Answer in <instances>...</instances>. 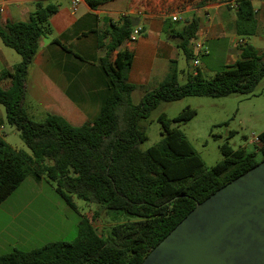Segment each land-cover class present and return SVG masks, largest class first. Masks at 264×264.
Here are the masks:
<instances>
[{
  "label": "trees",
  "instance_id": "1",
  "mask_svg": "<svg viewBox=\"0 0 264 264\" xmlns=\"http://www.w3.org/2000/svg\"><path fill=\"white\" fill-rule=\"evenodd\" d=\"M85 1L95 8L109 0ZM234 4L231 30L240 37L254 36L257 19L251 0H235ZM56 12V5L37 2L26 21L0 22L2 43L20 56L19 63L0 74V82L9 84L0 89V105L6 122L19 132L31 153L14 149L0 137V203L29 176L36 182L54 183L57 195L73 210L75 196L97 205L95 216L105 210L133 220L113 224L104 237L80 217L72 241L50 242L30 250L13 249L0 255V264H140L196 203L264 160L262 131L250 152L222 145V159L214 166L206 167L200 160L192 163L194 149L172 125L186 123L195 116L196 110L189 106L173 119L159 114L162 137L146 150L140 149L146 139L140 121L159 102L251 94L264 75V53L249 43H238L239 57L234 62L220 66L209 79L195 68L182 85L177 83V70L172 67L156 87L143 91L137 103L132 101L137 86L126 81L130 55L121 59L118 73L112 71L106 55L101 65L108 78L109 94L93 120L72 126L58 115L47 114L36 122L22 107L25 81L38 40L51 33L49 19ZM170 23L171 19L164 21L162 32L189 64L195 56L192 42L197 38L199 18L184 20L179 29ZM132 30V18L123 15L109 32L98 34V47L106 34L111 37L109 51L123 40L134 42L130 39ZM197 56L202 63L211 59L209 54ZM167 168L181 174L169 175Z\"/></svg>",
  "mask_w": 264,
  "mask_h": 264
},
{
  "label": "crops",
  "instance_id": "2",
  "mask_svg": "<svg viewBox=\"0 0 264 264\" xmlns=\"http://www.w3.org/2000/svg\"><path fill=\"white\" fill-rule=\"evenodd\" d=\"M37 2L54 4L57 12L49 19L51 33L38 40L25 81L22 107L36 122L42 121L47 114L58 115L72 126H81L93 120L109 94L108 78L101 65V59L106 55H109L114 73L119 72L121 59L130 55L126 81L137 86L132 97L136 95L140 98L143 91L156 87L172 67L178 66L183 55L162 32L164 21H169L172 15L182 19L180 23H170L174 29H179L180 24L192 16L199 18L197 38L192 42L193 50L195 42L206 48V53L199 55L209 54L212 57L214 51L231 50L225 48V43L233 37L230 43L237 41L234 48L238 58V40L247 43L244 38L235 39L237 35L231 33V28L227 30L235 18L232 6L228 12L219 14L218 11L212 12L219 6L196 9L189 5V0H109L95 8L80 0L75 9L71 0H0L1 24L26 21ZM251 3L257 19L254 36L264 38V1L251 0ZM204 11L207 15L201 17L199 13ZM183 14L188 16L183 17ZM123 15L132 18L133 28H141L134 42L123 40L109 51L111 37L106 34L98 47V34L109 32L111 25L118 23ZM198 59L200 65L197 68L201 73L205 64L200 57ZM19 62L20 56L4 46L0 39V74L11 70ZM194 68L191 67L188 74L194 73ZM4 118L5 112L0 108V137L4 130Z\"/></svg>",
  "mask_w": 264,
  "mask_h": 264
},
{
  "label": "rangeland",
  "instance_id": "3",
  "mask_svg": "<svg viewBox=\"0 0 264 264\" xmlns=\"http://www.w3.org/2000/svg\"><path fill=\"white\" fill-rule=\"evenodd\" d=\"M234 1L189 0L188 3L196 9L219 6L212 12L218 11L220 14L231 10ZM204 12L199 13L201 17H206L207 13ZM187 16L183 14V17ZM259 23H262L261 19ZM229 28L227 27V30H230ZM239 38H244L247 43L264 53L263 36H235V39ZM232 39L233 37L229 41L231 42ZM230 42L225 43V48L231 50L214 51L210 62H204L205 68L201 69V73L205 79L212 77L220 66L228 65L237 59L235 54L237 49L234 48L237 41L234 44ZM191 67H193L192 61ZM191 67L181 55L176 66L179 85L185 83ZM7 86L8 81L0 82V89H6ZM138 100L136 95L132 97L134 103ZM187 106L196 110L195 116L186 123L172 125L184 134L194 149L195 156L190 159L192 163L200 160L204 166L212 167L222 159L220 152L222 145H227L232 150L245 148L250 151L253 148L251 142L253 137H257L264 131V75L251 94L185 97L170 103L159 102L150 115L140 121L146 133V139L140 144V149L146 150L161 139L157 121L160 113H165L169 119H173ZM0 108L4 110L2 105ZM1 136L14 149L31 154L21 140L19 132L10 126L5 118ZM172 170L173 168L166 169L169 175L181 174L179 172L174 174ZM55 188L56 185L52 182L45 180L36 182L28 176L0 203V255L13 249L30 250L50 242L72 241L77 235L80 217L86 218L104 237L109 234L113 224L133 220L125 215H115L105 210L104 213L100 212L95 216L94 211L98 209L97 205L87 203L75 196L73 201L76 209L73 210L57 195Z\"/></svg>",
  "mask_w": 264,
  "mask_h": 264
},
{
  "label": "water",
  "instance_id": "4",
  "mask_svg": "<svg viewBox=\"0 0 264 264\" xmlns=\"http://www.w3.org/2000/svg\"><path fill=\"white\" fill-rule=\"evenodd\" d=\"M140 264H264V160L196 203Z\"/></svg>",
  "mask_w": 264,
  "mask_h": 264
},
{
  "label": "built area",
  "instance_id": "5",
  "mask_svg": "<svg viewBox=\"0 0 264 264\" xmlns=\"http://www.w3.org/2000/svg\"><path fill=\"white\" fill-rule=\"evenodd\" d=\"M79 2H80V0H71L72 8L75 9L78 6ZM233 7H235V4L232 5V8ZM171 21L177 23V22H181L182 19L179 18L177 15H172L171 16ZM140 32H141V28L140 27L133 28V30L131 32V35H130V39L131 40H135V38L140 34ZM238 43H242V40L239 39ZM194 51L198 55L200 53H206V48H203V45L201 43L195 42ZM196 54H195V56H197ZM192 65L195 68L199 67L200 62H199L198 56L192 59ZM251 142L254 145L257 144L258 138L257 137H253Z\"/></svg>",
  "mask_w": 264,
  "mask_h": 264
}]
</instances>
